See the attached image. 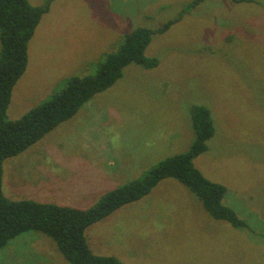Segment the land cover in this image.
Returning a JSON list of instances; mask_svg holds the SVG:
<instances>
[{"label":"rangeland","instance_id":"obj_1","mask_svg":"<svg viewBox=\"0 0 264 264\" xmlns=\"http://www.w3.org/2000/svg\"><path fill=\"white\" fill-rule=\"evenodd\" d=\"M192 1H52L29 42L27 68L13 87L7 115L16 119L59 91L63 76L95 73L97 63L134 28H159L182 11L146 49L159 60L155 68L128 65L120 80L31 147H38L39 162L53 156L43 148L85 149V155L65 156L78 169L80 162L105 167L122 184L186 151L194 140L191 109L205 105L215 134L194 164L226 186L223 202L247 226L212 218L186 186L167 178L88 227L87 242L93 252L125 264H264V0ZM31 151L3 162L2 188L9 200L25 196L20 165L32 162ZM85 169V175L92 172ZM99 176L94 177L103 180ZM46 183L38 191L49 194ZM114 186L98 195L86 191L85 208ZM0 264L69 263L50 237L29 231L0 248Z\"/></svg>","mask_w":264,"mask_h":264},{"label":"trees","instance_id":"obj_2","mask_svg":"<svg viewBox=\"0 0 264 264\" xmlns=\"http://www.w3.org/2000/svg\"><path fill=\"white\" fill-rule=\"evenodd\" d=\"M52 1L34 5L29 0H0V248L20 234L34 231L50 237L69 264H125L116 256L93 252L87 242L86 230L122 206L147 196L167 178L186 186L212 218L227 221L237 228L246 227L247 222L223 202L226 186L206 178L194 164V159L208 149L207 142L215 134L211 111L205 105H194L191 109L194 140L186 151L171 154L138 178L106 190L87 208L5 197L2 188L4 160L27 150L59 124L72 118L97 93L120 80L128 65L134 63L145 69L155 68L159 64L158 58L145 54L153 35L166 31L182 16L181 11L159 28H134L124 35L115 52L106 54L97 63L95 73L63 76L59 91L20 117L9 119L7 110L13 87L27 68L29 42ZM201 1L193 0L191 4L194 6Z\"/></svg>","mask_w":264,"mask_h":264},{"label":"crops","instance_id":"obj_3","mask_svg":"<svg viewBox=\"0 0 264 264\" xmlns=\"http://www.w3.org/2000/svg\"><path fill=\"white\" fill-rule=\"evenodd\" d=\"M30 148L32 150L31 153L33 155L32 162H29L28 166L22 164L20 165V171L22 173L20 174L21 178L19 179V181L23 183L22 185H20V187L21 190H25L26 192L23 198L34 199L41 202L42 201L53 202L59 205H68L78 208H85L86 191L89 190L90 194L94 195L96 194L95 192L100 191V189L104 186L119 185V182H117V180L114 181L109 175H107L106 170L108 169H106L105 167L103 169H100L98 165L95 164L90 165V164H85V162H80L79 163L80 169H78L77 167H75L74 163H70L68 157L65 156L68 153H72V154L79 153L85 155V149H83V151H80L73 148H69L68 150H63L62 148H58V149L43 148L42 149L43 153L53 156L50 157L51 162H45L44 161L46 160L45 158L44 160L42 159V161L40 160L41 162H39L38 161L39 159H37L38 157L36 156L39 150L38 147L35 148L30 147ZM59 154L60 155L64 154V157H59ZM94 166L98 167L97 171H99V173L95 171ZM83 169H85V171L92 170L93 173L87 172V175H85V172L81 171ZM41 171L42 172L46 171L45 173L49 175L43 174L44 172L42 173ZM96 172L98 174H96ZM95 175H100L99 177L102 178L103 180H99L98 178H95L94 177ZM45 176L50 177L49 181L46 180L48 181L47 183L44 181ZM113 178L115 177L113 176ZM40 182L46 183L48 187L50 186L49 194L38 191L37 185ZM67 191H71L72 195L68 196L69 193L65 194V192ZM37 194H42V196H38Z\"/></svg>","mask_w":264,"mask_h":264}]
</instances>
